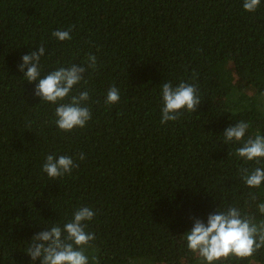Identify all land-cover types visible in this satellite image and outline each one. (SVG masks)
Instances as JSON below:
<instances>
[{"label": "trees", "instance_id": "trees-1", "mask_svg": "<svg viewBox=\"0 0 264 264\" xmlns=\"http://www.w3.org/2000/svg\"><path fill=\"white\" fill-rule=\"evenodd\" d=\"M243 2L0 0V264H40L26 253L32 237L63 227L81 206L95 213L84 222L95 234L89 264H205L187 247L194 219L236 207L264 223V183L250 188L240 172L264 163L240 158L242 144L223 136L241 120L245 139L264 136V0L255 12ZM41 45L40 78L96 57L73 89L90 93L84 128L60 131L58 105L36 97L38 81L19 70ZM182 81L201 103L162 124V85ZM112 86L120 101L110 105ZM49 154L79 167L49 179ZM219 264H264V248Z\"/></svg>", "mask_w": 264, "mask_h": 264}, {"label": "clouds", "instance_id": "clouds-1", "mask_svg": "<svg viewBox=\"0 0 264 264\" xmlns=\"http://www.w3.org/2000/svg\"><path fill=\"white\" fill-rule=\"evenodd\" d=\"M261 0H244L243 9L246 12H255ZM52 36L60 41L70 40V31L57 30ZM44 45L38 51H33L21 57L22 63L18 66L29 82L38 83L34 95L41 101L57 104L55 109L56 125L60 131L70 132L75 128H84L91 119V111L85 106L90 99L88 91H80L73 95L74 86L85 80L84 74L88 69H96L97 59L94 55L87 57L85 64H72L69 67H60L41 77L40 60L45 55ZM27 69L25 72L24 70ZM67 103H62L63 101ZM120 101V91L112 86L108 89L105 103L116 104ZM162 118L161 123L176 121L184 111L194 113L201 103L197 86L180 82L173 87L171 82L162 85ZM249 123L241 120L234 126L227 127L224 132V144L239 142L242 146L236 149V155L246 161L264 163V136L257 134L254 138L245 139ZM84 154H78L83 160ZM79 167L72 157L55 154L46 156L42 171L49 179H59L64 174H71L74 168ZM245 184L250 188H259L264 183V167H257L250 173L246 168L240 169ZM253 199H255L253 197ZM258 210L264 214V203L258 205ZM94 211L87 206H81L74 214L73 219L63 227L54 224L45 231L35 234L27 249V254L33 262L38 258L40 264H89L85 247H90L95 239L94 233L86 232V221H91ZM187 247L197 253L205 264H219L222 259L234 255L240 259L252 257L258 250L264 248V223L259 226L251 217L242 216L236 207H229L226 211H217L209 214L207 222L194 219L193 226L185 234Z\"/></svg>", "mask_w": 264, "mask_h": 264}, {"label": "rangeland", "instance_id": "rangeland-1", "mask_svg": "<svg viewBox=\"0 0 264 264\" xmlns=\"http://www.w3.org/2000/svg\"><path fill=\"white\" fill-rule=\"evenodd\" d=\"M230 70H231V67H230ZM231 72V71H230ZM232 73V72H231Z\"/></svg>", "mask_w": 264, "mask_h": 264}]
</instances>
